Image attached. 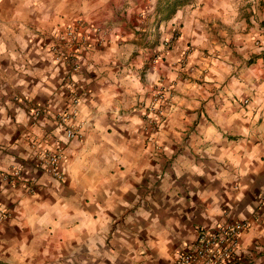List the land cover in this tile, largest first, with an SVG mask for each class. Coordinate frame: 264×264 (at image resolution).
<instances>
[{
    "label": "crops",
    "instance_id": "crops-1",
    "mask_svg": "<svg viewBox=\"0 0 264 264\" xmlns=\"http://www.w3.org/2000/svg\"><path fill=\"white\" fill-rule=\"evenodd\" d=\"M158 3L0 0V264H166L227 218L250 225L238 264H264V0ZM76 19L103 40L72 70L52 47ZM41 147H61V180L30 164Z\"/></svg>",
    "mask_w": 264,
    "mask_h": 264
},
{
    "label": "built area",
    "instance_id": "built-area-1",
    "mask_svg": "<svg viewBox=\"0 0 264 264\" xmlns=\"http://www.w3.org/2000/svg\"><path fill=\"white\" fill-rule=\"evenodd\" d=\"M90 33H96L97 40H103L101 30L98 27L87 25L82 19L66 23L55 35L57 44L52 47L55 59L57 61H66L70 63L72 70H77L82 50L91 46ZM177 37L178 34L174 32L172 37L165 41V44L168 45ZM82 94L72 89L69 106L62 114L57 115V118L63 121L67 117H74ZM167 104L169 106L164 88H156L144 114L147 128L153 127L157 129L161 125L166 114ZM76 129L77 127L74 125L66 127V137H76ZM61 151V147H41L36 150L30 164L34 168L61 180L63 177L58 166ZM20 177L21 170L18 167H12L8 172L3 173L5 181L13 185L19 182ZM0 209V214L3 216L6 210L1 208V202ZM249 226L248 221L237 218H227L210 225H202L197 229L196 238L192 242L176 249L171 261L166 264H238L241 261L238 255L240 240Z\"/></svg>",
    "mask_w": 264,
    "mask_h": 264
},
{
    "label": "trees",
    "instance_id": "trees-1",
    "mask_svg": "<svg viewBox=\"0 0 264 264\" xmlns=\"http://www.w3.org/2000/svg\"><path fill=\"white\" fill-rule=\"evenodd\" d=\"M186 2L187 0H159L158 9L166 15H171Z\"/></svg>",
    "mask_w": 264,
    "mask_h": 264
}]
</instances>
